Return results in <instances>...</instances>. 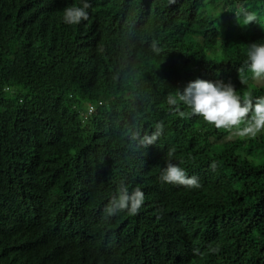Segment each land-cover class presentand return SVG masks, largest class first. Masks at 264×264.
Instances as JSON below:
<instances>
[{"label":"trees","instance_id":"trees-1","mask_svg":"<svg viewBox=\"0 0 264 264\" xmlns=\"http://www.w3.org/2000/svg\"><path fill=\"white\" fill-rule=\"evenodd\" d=\"M223 1L88 0L69 25L82 0H0V264H264V133L217 144L229 131L167 103L197 79L264 97L245 64L264 0L248 34ZM168 160L200 186L162 184ZM122 182L144 203L108 217Z\"/></svg>","mask_w":264,"mask_h":264},{"label":"clouds","instance_id":"clouds-1","mask_svg":"<svg viewBox=\"0 0 264 264\" xmlns=\"http://www.w3.org/2000/svg\"><path fill=\"white\" fill-rule=\"evenodd\" d=\"M82 5V7L72 6L64 10L63 21L65 24L79 25L82 21L89 19L87 10L91 4L88 0H82ZM255 19L254 13H246L244 23L249 25ZM152 49L156 52L160 51L156 42L153 43ZM245 64L253 81L264 82V43L249 45ZM243 71V68L239 69L240 73ZM240 80L243 84L247 82L242 77ZM167 103L177 109L183 106L189 110L191 115L200 117L205 124L214 126L218 130L223 129L229 132L234 130V135L241 138H254L264 133V97L254 101L250 90L241 96L230 83L197 79L189 82L182 92L177 90L170 93ZM153 127L154 130L150 134L146 133L139 139L140 145L145 149L155 145L163 134V122H157ZM137 138H139V134H137ZM171 155L172 152H169L168 156ZM212 167L215 168V164ZM159 181L162 184L188 189L200 186L196 176L189 177L184 169L170 160L166 162ZM144 199V192L139 186L130 191L129 187L122 182L116 187V192L108 201L104 212L108 217L115 216L120 212H127L129 216H135L141 209ZM212 251L215 252L217 249H212ZM198 252V249L194 250V254H198Z\"/></svg>","mask_w":264,"mask_h":264},{"label":"rangeland","instance_id":"rangeland-1","mask_svg":"<svg viewBox=\"0 0 264 264\" xmlns=\"http://www.w3.org/2000/svg\"><path fill=\"white\" fill-rule=\"evenodd\" d=\"M237 1V6L236 8L234 9V12H233V23H234V31L239 28L241 33H245V34H248L250 32V28H248V25H246L244 23L245 21V15H243L240 11H242V8L243 6H245V0H236ZM224 1L223 0H205V9L204 11L208 14H213V15H219L221 13H227L228 9L226 8L225 11L223 10V5H224ZM244 9V8H243ZM250 12H252V9L253 8H249V6H247V8ZM230 10V9H229ZM262 15L261 14H258V18L261 19ZM219 25V28L220 31H221V36L219 38V40L223 39L224 38V35H225V30H224V27H223V20H221L220 22L217 21L216 22V25ZM260 28L261 30H263L264 28V23L263 24H260ZM219 53H221V50L219 49L218 50ZM208 54H211V49H209L208 51ZM250 83L248 84L250 87H257L258 85H261V84H264V82H255V81H249ZM259 136V135H257ZM238 138V136L234 135V130L233 132H229L227 137L225 139H223L221 142H218L217 144H221L223 142H226V141H232L234 139ZM241 138V137H239ZM249 137H246V138H243V139H247ZM242 139V138H241Z\"/></svg>","mask_w":264,"mask_h":264}]
</instances>
